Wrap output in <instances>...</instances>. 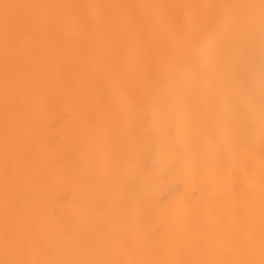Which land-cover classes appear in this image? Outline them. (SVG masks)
<instances>
[{
    "label": "bare ground",
    "instance_id": "1",
    "mask_svg": "<svg viewBox=\"0 0 264 264\" xmlns=\"http://www.w3.org/2000/svg\"><path fill=\"white\" fill-rule=\"evenodd\" d=\"M0 264H264V0H0Z\"/></svg>",
    "mask_w": 264,
    "mask_h": 264
}]
</instances>
